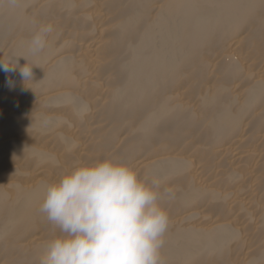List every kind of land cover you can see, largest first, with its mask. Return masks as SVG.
<instances>
[{
    "label": "bare ground",
    "instance_id": "1",
    "mask_svg": "<svg viewBox=\"0 0 264 264\" xmlns=\"http://www.w3.org/2000/svg\"><path fill=\"white\" fill-rule=\"evenodd\" d=\"M0 60V264H39L45 188L105 159L159 180L162 264H264V0H0Z\"/></svg>",
    "mask_w": 264,
    "mask_h": 264
},
{
    "label": "clouds",
    "instance_id": "2",
    "mask_svg": "<svg viewBox=\"0 0 264 264\" xmlns=\"http://www.w3.org/2000/svg\"><path fill=\"white\" fill-rule=\"evenodd\" d=\"M51 31L50 25L39 28L29 50L40 52ZM0 69L17 67L0 60ZM19 72L24 82L32 80L28 63ZM158 188V179L143 180L109 159L74 168L44 190L40 210L62 235L46 243L39 264H162L169 216Z\"/></svg>",
    "mask_w": 264,
    "mask_h": 264
}]
</instances>
